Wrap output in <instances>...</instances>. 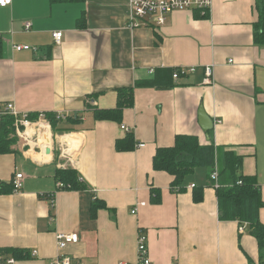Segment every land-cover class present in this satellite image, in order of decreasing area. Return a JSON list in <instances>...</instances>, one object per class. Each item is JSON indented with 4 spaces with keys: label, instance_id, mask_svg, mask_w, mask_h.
I'll list each match as a JSON object with an SVG mask.
<instances>
[{
    "label": "crops",
    "instance_id": "obj_1",
    "mask_svg": "<svg viewBox=\"0 0 264 264\" xmlns=\"http://www.w3.org/2000/svg\"><path fill=\"white\" fill-rule=\"evenodd\" d=\"M128 6L129 0H11L0 7V109L11 103L19 114H64L58 128L69 130L56 133L58 156L38 153L50 144L40 124L36 148L18 138L0 154V250L24 256L0 251V264L12 257L14 264H49L59 253L85 264H137L138 230L151 264L259 261L248 225L218 219L206 169L187 176L182 192L171 190L168 174L152 169L157 148L171 146L177 135L196 136L201 145L242 156L241 174L255 179L264 202V47L253 43L255 0H213L205 16L174 12L161 27L148 17L129 28ZM15 45L33 50L15 51ZM167 68L193 72L172 79L170 89L135 87L118 122L94 118V111L116 108L117 89ZM200 107L214 123L210 133L199 126ZM129 134L133 149L117 151L115 143ZM67 168L85 190H57L56 171ZM15 172L24 177L18 192L7 187ZM191 186L203 188L200 203ZM94 201L105 208L92 219ZM259 221L264 225V206ZM57 233H75L78 243L60 252Z\"/></svg>",
    "mask_w": 264,
    "mask_h": 264
},
{
    "label": "trees",
    "instance_id": "obj_2",
    "mask_svg": "<svg viewBox=\"0 0 264 264\" xmlns=\"http://www.w3.org/2000/svg\"><path fill=\"white\" fill-rule=\"evenodd\" d=\"M255 8L257 20L253 24V43L256 46L264 47V0H255ZM175 69L177 68L158 70L151 79L137 81L130 88L117 89L116 108L94 111V118L100 121H120L122 110L132 106L135 87L170 89L174 86L172 73ZM45 114L52 131H69L68 129H59L58 124L60 122L51 113ZM36 116V113L29 114V119L34 120ZM14 121L15 119L8 115L0 118V154L9 153L11 146L17 142ZM134 144L133 138L129 134L125 140L115 143V149L128 151L133 149ZM223 149V147L215 146L213 143L201 145L196 136L177 135L171 146L156 149L152 157V169L168 174L172 178L170 188L175 192L184 190V179L193 174L197 168L207 170L209 183L212 185L210 175L216 169L218 187L215 189V196L218 219L220 221H237L239 224L246 223L248 232L255 239L259 252V261L257 263L249 261V264H264V225L259 221V211L263 208L264 202L255 179L241 174L243 157L230 150L223 151ZM55 179L62 183L63 189L66 190L83 191L86 189V185L78 180L76 172L72 169L57 170ZM7 187L12 190V183ZM150 192L151 201L158 203L159 191L151 187ZM192 194L193 202L200 203L203 200L202 187H193ZM104 208L103 202H92L90 206L91 218L94 219L96 212ZM0 251L11 254L14 258L24 257L23 252L17 249H1Z\"/></svg>",
    "mask_w": 264,
    "mask_h": 264
},
{
    "label": "built area",
    "instance_id": "obj_3",
    "mask_svg": "<svg viewBox=\"0 0 264 264\" xmlns=\"http://www.w3.org/2000/svg\"><path fill=\"white\" fill-rule=\"evenodd\" d=\"M213 0H129L128 6V16H127V26L129 28H137L140 25H143L145 19L148 17L153 18L154 25L156 27L163 26L168 17L174 12H182V11H189V12H196L200 16H205L211 10ZM11 4V0H0V7L5 8ZM145 25V24H144ZM30 24L27 23L25 25V30H29ZM62 33L57 32L52 35L55 44L60 43ZM15 51H28L33 50L29 46L24 45H15L13 46ZM152 73V70L150 71ZM193 72L192 68H177L172 73V79L174 81H178L182 76L185 74ZM212 78V67L206 66L204 68V82L210 83ZM29 114L31 113H23L19 114L13 104L8 103L2 105L0 109V118L4 115L12 116L14 121V129H15V136L18 139L23 140L27 143L29 148H36V143L38 141L39 135V124H44L47 126L49 135H50V144L49 146L37 147L38 153L46 156L45 149L47 147L50 148L51 153L53 152L52 149V129L50 126V122L46 119L45 113H37V116L34 120L29 119ZM56 120L64 119L66 116L64 114H56L54 115ZM31 129L33 132L30 136H25L26 130ZM121 129L124 130L126 133H129L128 128L125 126H121ZM144 144L137 143L135 145L136 148H142ZM33 150V149H32ZM59 150H61V144L59 146ZM23 175L19 172H15L14 178L12 180V187L13 192H18L21 190L23 185ZM218 173L215 169L214 172L210 175V180L213 182L212 186L214 189L218 187ZM64 186L62 183H57V190L63 189ZM193 188V186H191ZM49 199L52 200V197L49 196ZM139 206H144V203H139ZM136 212V208L131 211V214ZM239 231L242 233L244 231V227L240 226ZM55 242L58 251L62 252L67 246L75 245L78 243V236L75 233H57L55 235ZM136 251H137V264H151L149 257H148V250H147V238L146 235L142 230L137 231L136 237ZM32 255H36V252H32ZM4 264H14V259L9 258L6 259ZM49 264H85L82 260L78 258H74L68 255H64L63 253H59L53 259L49 261Z\"/></svg>",
    "mask_w": 264,
    "mask_h": 264
},
{
    "label": "water",
    "instance_id": "obj_4",
    "mask_svg": "<svg viewBox=\"0 0 264 264\" xmlns=\"http://www.w3.org/2000/svg\"><path fill=\"white\" fill-rule=\"evenodd\" d=\"M198 122L203 132L210 133L212 131L214 123L212 119L209 118L208 115L204 112L202 107H200L198 110ZM45 153L47 155L51 153V150L49 147L45 149Z\"/></svg>",
    "mask_w": 264,
    "mask_h": 264
},
{
    "label": "rangeland",
    "instance_id": "obj_5",
    "mask_svg": "<svg viewBox=\"0 0 264 264\" xmlns=\"http://www.w3.org/2000/svg\"><path fill=\"white\" fill-rule=\"evenodd\" d=\"M37 114V113H36ZM53 116L56 115V114H52ZM48 121V120H47ZM60 122V120H58ZM51 126V125H50ZM52 129V128H51ZM52 142H53V145H52V149H53V154H55V156L57 155H60V151H59V148L58 146L55 144V141L57 140L56 139V133L55 131H52ZM14 136V135H13ZM240 229V228H239Z\"/></svg>",
    "mask_w": 264,
    "mask_h": 264
},
{
    "label": "bare ground",
    "instance_id": "obj_6",
    "mask_svg": "<svg viewBox=\"0 0 264 264\" xmlns=\"http://www.w3.org/2000/svg\"><path fill=\"white\" fill-rule=\"evenodd\" d=\"M40 125H41V128L44 127V126H43L44 124L41 123ZM32 132H33V131H32L31 129H27V130H26V133H25V136H30V135L32 134ZM44 132H45V131H44ZM46 134H47V133H46ZM35 158H36V157H35Z\"/></svg>",
    "mask_w": 264,
    "mask_h": 264
}]
</instances>
